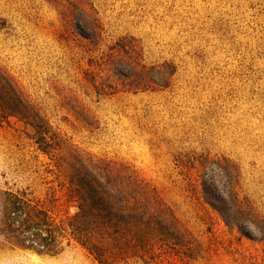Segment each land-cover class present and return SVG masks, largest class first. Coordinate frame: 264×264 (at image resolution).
Listing matches in <instances>:
<instances>
[{
  "label": "rangeland",
  "instance_id": "374dc122",
  "mask_svg": "<svg viewBox=\"0 0 264 264\" xmlns=\"http://www.w3.org/2000/svg\"><path fill=\"white\" fill-rule=\"evenodd\" d=\"M72 1L96 12L98 49L132 35L145 62L175 64L172 83L97 96L83 79L96 50L75 32L65 0H0V67L59 144L44 153L31 126L0 115V188L53 192L57 211L71 214L76 205L58 184L69 151L107 157L153 186L191 238L190 257L154 264H264V244L227 227L203 201L196 160L230 159L240 196L264 218V0ZM0 264L98 263L76 244L39 255L0 237Z\"/></svg>",
  "mask_w": 264,
  "mask_h": 264
},
{
  "label": "trees",
  "instance_id": "16d2710c",
  "mask_svg": "<svg viewBox=\"0 0 264 264\" xmlns=\"http://www.w3.org/2000/svg\"><path fill=\"white\" fill-rule=\"evenodd\" d=\"M65 1L64 14L73 21L75 32L96 50L83 70L85 86L95 95L163 90L171 85L173 62H145L132 35L98 49L102 26L94 9ZM0 115L31 126L32 139L42 152L48 154L59 145L48 121L1 67ZM68 157V169L58 184L65 200L76 205L74 212L57 211L53 192L40 196L28 188H0V237L5 243L39 255H58L76 244L98 264H154L164 255H192L187 230L157 190L127 165L75 149ZM196 160L203 201L227 227L264 244V218L240 196L236 165L227 157ZM54 166L61 173L60 165Z\"/></svg>",
  "mask_w": 264,
  "mask_h": 264
}]
</instances>
